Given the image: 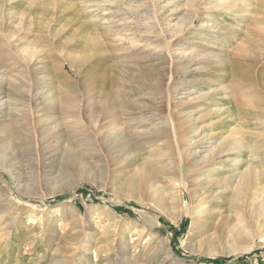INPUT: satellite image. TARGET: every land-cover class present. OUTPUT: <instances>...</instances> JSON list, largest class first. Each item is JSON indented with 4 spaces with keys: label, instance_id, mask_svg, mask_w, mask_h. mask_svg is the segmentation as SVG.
Returning a JSON list of instances; mask_svg holds the SVG:
<instances>
[{
    "label": "rangeland",
    "instance_id": "374dc122",
    "mask_svg": "<svg viewBox=\"0 0 264 264\" xmlns=\"http://www.w3.org/2000/svg\"><path fill=\"white\" fill-rule=\"evenodd\" d=\"M230 1L0 0V94L33 137L29 151L0 160V204L10 208L0 215V264H89L87 247L98 250L95 264H264V212L223 206L202 241L186 214L197 196L178 192L189 177L177 144L186 134L207 151L233 131L247 147L227 158L264 175V0ZM26 45L28 74L17 63ZM37 70L49 75L33 87ZM208 91L220 96L208 102ZM106 96L114 115L103 113ZM219 104L234 120L207 115ZM37 111L61 115L57 131L44 123L39 132ZM158 117L167 129L152 137Z\"/></svg>",
    "mask_w": 264,
    "mask_h": 264
},
{
    "label": "bare ground",
    "instance_id": "6f19581e",
    "mask_svg": "<svg viewBox=\"0 0 264 264\" xmlns=\"http://www.w3.org/2000/svg\"><path fill=\"white\" fill-rule=\"evenodd\" d=\"M105 1H107V0H105ZM252 1H254V0H252ZM225 3H226V1H222L220 4H218L217 7L221 9L222 7L225 6L224 5ZM239 3H241L240 0H231L230 4H229V8L236 7V5H238ZM100 4H101V2H100ZM249 4H247V5H249ZM217 7L214 6V8H216V9H217ZM211 9H212V7H211ZM220 9H218V11ZM245 9H246L245 11H243V12L241 11L243 13L242 17L243 16L246 17L247 12H249V9H247V6ZM223 10L225 11L224 8H223ZM251 13H253V12L251 11ZM249 16H251V15H249ZM242 19H244V18H242ZM208 25L207 26L205 25V26L210 27ZM259 29H260V27H259ZM107 33H108V30H107ZM29 50H30V46L26 45L23 48V50H21V52L18 54V57L21 58V60L19 59L20 61H17V63L21 62L24 65L23 66L24 69L22 70V72L24 74L29 73V69L31 68L32 64L34 63L35 54ZM0 73H3L1 65H0ZM48 73L49 72L47 70H39L35 74V76L33 77V80H32V77L30 78L33 81V83L31 81V85H33V87H34L35 85L40 86L41 84H43L42 80H44L45 77L49 75ZM244 74L246 75V72ZM7 76H8V74H7ZM1 80H2V78H1ZM6 80H7V85L9 86V88H11V89L17 88L16 85H14L13 80H11V79H6ZM34 81H36V83H34ZM2 82L4 83V81H2ZM5 83H6V81H5ZM29 91H30V89H29ZM215 91H208L207 93H205L204 98H208V97L213 98V99L207 100V101L208 102H210V101L214 102L213 100H216L220 96ZM30 93H32V92H30ZM5 98H6L5 92H2L0 94V160L5 159L7 161L10 158L9 156H11V155L13 156V154L17 151H18L17 152L18 155L22 154L26 151H29L31 149V146H32L33 137L31 135H26L24 133L23 129H21L22 120L23 119L26 120V118H24L25 113L23 112V110L20 109L19 107H12V106L10 107V104H8L9 102L7 100H5ZM202 100H203V98H202ZM11 104H13V103H11ZM184 104H182V105H184ZM41 105H43V104H41ZM71 108L73 109L74 107H71ZM71 108L68 109V111L69 110L71 111L72 110ZM102 108L104 110L103 113L106 115H112V114L114 115V113L117 111L116 102L110 96H106L104 98ZM64 111H65V109H64ZM206 111H207V115L209 117L217 118L218 122L228 124L229 122L234 120L233 114L229 110L228 111L224 110L223 106L220 107V104H219V106L217 105L215 107H207ZM34 113H35V120L37 123V129H40L39 132L42 131L41 128H39L40 126L45 127L44 123H47L48 125L50 124L52 126L56 124L55 126H53V130L57 131L58 127H56V126H57V123L59 122V120L61 118L60 117L61 115L60 116H54L53 114H49V113L46 114V113L40 112V111H37ZM28 114H30V113H27V115ZM65 115H67L66 112H65ZM204 115H206V113ZM68 116H70V115L68 114ZM68 116H67V118H68ZM71 116H73V115H71ZM153 116H156V114H154ZM153 116L149 117V119H151ZM63 118L65 119V117H63ZM69 118H71V117H69ZM158 119H159V123H157L158 128L155 127L156 128L155 131H153L152 133L149 132L150 133L149 135H151L152 137L157 136L158 134L160 135V134L165 133V131L167 129L166 120H163V118H160V117H158ZM190 120L193 121V119H190ZM72 123H74V122H72ZM67 125H69V124L67 123ZM46 127H49V126H46ZM227 127L229 128L231 126H227ZM43 129L45 130V128H43ZM81 132H83V131H81ZM77 133H79V132L77 131ZM196 133H197V131H196ZM81 134H83V133H81ZM41 135H42V133H41ZM46 135H48V134H46ZM192 136H194V135H192ZM192 136H187V134H186L183 137H179L180 141L177 143L180 146L179 153L181 155V159L183 161H185L181 167L182 168L181 169L182 174L184 176H189L188 180L186 181V184H184L185 188L183 190L180 189L178 192L181 195H183L184 191H188V192L191 191L194 193V195L197 196L198 202H196V204H193L191 206V208L187 210L186 214H189L193 218L194 223H193L192 229L197 228L199 231V235L202 238V241H204V240L210 239V232L212 231V229H215L217 227L216 224H218L217 222L220 220L221 216L223 215L220 212L222 210L223 206L227 205V206H229V208L236 207V208H239L240 210H242L244 208L245 209L249 208L252 212H254V213L256 212V214L264 212V175L261 174L262 172L258 173V171H256L254 169L255 168L254 165H253L254 168H252V165H248L247 160H243L242 162H239L241 167L236 168V166L239 165V164H237L238 161L235 159V162H234L233 159L229 160L227 158L230 154L237 153L239 151L242 152L247 147V145L245 144V141L243 140L244 137L238 138V136L235 135L233 131H230L229 135L223 136L222 140L220 139L221 141L218 140L217 141L218 144L216 147H213V146H212L213 148L209 147V149H207V151L206 150L200 151V148H201L202 144L204 143L203 140H202V142L200 140H195V138H193ZM51 138L53 139V133H51V134L49 133L48 136H46L44 138L43 137L40 138V143L42 142V144H44L45 142H48L49 140H51ZM49 144H47V145H49ZM46 147H48V146H46ZM203 153H206V154L203 155ZM16 154H14V155H16ZM171 158L172 157H169V159H167L168 161L166 162V164H174L175 159L174 158L171 159ZM236 161H237V163H236ZM232 162H234L232 164L233 166L231 165ZM225 163H228V164L224 165ZM228 166H231L232 168H228ZM165 178L169 179V176L166 175ZM180 201H182V200L180 199ZM184 202L186 203V201H184ZM154 205H155L154 206L155 210L162 211V208H161V205L159 202L154 204ZM9 209H10L9 207L5 208V207H3V205L0 204V215L3 214L5 211L8 212ZM230 211H232V210H230ZM236 212H235V214H236ZM243 213L244 212H242V214ZM40 215H42V214H40ZM258 215H260V214H258ZM41 220H42V218H41ZM41 220H38V221L34 220L33 226L34 225H41L42 224ZM48 225L46 224L43 228L47 232H48V228H49ZM25 226L30 228V226H32V225H30V223H29ZM34 228H35V226H34ZM9 231H10V229H9ZM72 237H70V238L73 240ZM74 238H75V235H74ZM76 240H78V237ZM76 240L74 242L77 243ZM65 245H63V246L65 247ZM87 246H85V247H87ZM128 249H129V247H128ZM97 251H96V249L93 251H90L89 248L87 247V249H85V252H84V257L86 258V262H88L89 264H95L97 262ZM89 254H91L90 255L91 257L89 256ZM81 259H83V258H81ZM82 261H84V260H82ZM58 263L59 262H57V264Z\"/></svg>",
    "mask_w": 264,
    "mask_h": 264
},
{
    "label": "trees",
    "instance_id": "16d2710c",
    "mask_svg": "<svg viewBox=\"0 0 264 264\" xmlns=\"http://www.w3.org/2000/svg\"><path fill=\"white\" fill-rule=\"evenodd\" d=\"M115 210L118 212H124V209H122V208H115ZM245 258H247V256L242 257V259H245ZM228 261H229V259H226V258L215 259V260H213V259H202L201 260V262L206 263V264H225Z\"/></svg>",
    "mask_w": 264,
    "mask_h": 264
}]
</instances>
